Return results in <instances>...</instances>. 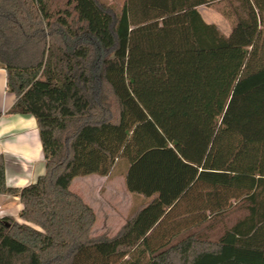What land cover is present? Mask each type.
Listing matches in <instances>:
<instances>
[{
	"label": "trees",
	"instance_id": "16d2710c",
	"mask_svg": "<svg viewBox=\"0 0 264 264\" xmlns=\"http://www.w3.org/2000/svg\"><path fill=\"white\" fill-rule=\"evenodd\" d=\"M0 68L5 113L35 118L45 160L10 187L0 155L24 221L0 217V264H264V0H0ZM121 171L150 199L93 236L72 181ZM180 203L186 234L150 245ZM233 208L245 214L225 226Z\"/></svg>",
	"mask_w": 264,
	"mask_h": 264
},
{
	"label": "crops",
	"instance_id": "0c3cea01",
	"mask_svg": "<svg viewBox=\"0 0 264 264\" xmlns=\"http://www.w3.org/2000/svg\"><path fill=\"white\" fill-rule=\"evenodd\" d=\"M197 9L199 12H210L205 5H200ZM215 10L220 13L216 5ZM13 101L14 95L6 90L5 71L0 68V155L4 159L6 185L22 187L44 173L45 160L35 118L31 115L5 113ZM91 176L90 180H85V182L88 181L87 186L90 188L86 196L78 193L95 212V226L93 225L91 234L96 236L106 232L108 236H113L124 224L130 209L141 202L146 203L150 197L129 192L125 187L122 171L107 176ZM110 177L118 178L122 184L121 188L115 190L111 184L107 183ZM21 207L18 195L0 193V217L10 216L18 222H24L19 217ZM186 207L188 206L184 203L178 204L171 213L166 215V220L148 232L149 235L152 233L148 238L150 245L168 240L173 243L186 234L185 229H181L182 226L178 229L173 227L174 221L180 220L184 215ZM97 208L101 210L98 222ZM192 229L195 231L199 228L195 226ZM139 249L143 250V255H148L149 248Z\"/></svg>",
	"mask_w": 264,
	"mask_h": 264
},
{
	"label": "rangeland",
	"instance_id": "374dc122",
	"mask_svg": "<svg viewBox=\"0 0 264 264\" xmlns=\"http://www.w3.org/2000/svg\"><path fill=\"white\" fill-rule=\"evenodd\" d=\"M54 1L57 2L59 5H62L63 3V0H54ZM98 1L102 2L105 6H107V8H110V10L114 12H118L121 9L122 4L124 2V0H98ZM205 7L208 8L210 12H200L204 20L207 22L216 24L223 31V33L225 34L228 33L231 27L230 21L224 18L219 12L215 10V5L205 6ZM91 178H92L91 175L76 176L73 179L72 184L70 186L71 190L86 196V192L89 191L90 188L89 186H87L88 181L85 182V180H90ZM107 183L111 184L115 190H118L119 188H121V185H122L121 181L116 177H110L107 180ZM100 212L101 210H98L97 208V222H98ZM244 214H245L244 209L233 208L223 217L222 222L223 224H225V226H229L236 219L242 217ZM221 225L222 223H217L214 226L213 231L210 233L211 234L210 237L212 239H214L221 232Z\"/></svg>",
	"mask_w": 264,
	"mask_h": 264
}]
</instances>
